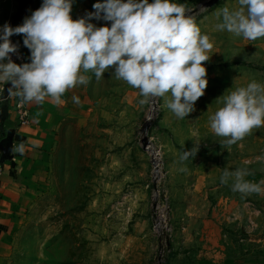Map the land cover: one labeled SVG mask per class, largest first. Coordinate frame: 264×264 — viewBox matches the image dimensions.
I'll use <instances>...</instances> for the list:
<instances>
[{"label": "rangeland", "instance_id": "1", "mask_svg": "<svg viewBox=\"0 0 264 264\" xmlns=\"http://www.w3.org/2000/svg\"><path fill=\"white\" fill-rule=\"evenodd\" d=\"M180 2L214 45L195 110L177 119L163 98L140 104L112 69L100 80L87 73L56 115L49 162L13 214L0 264H264V190L244 194L220 179L247 169L246 180L264 181V128L227 150L209 121L224 93L264 83V38L216 28L217 10L236 0ZM95 3L85 0L86 15Z\"/></svg>", "mask_w": 264, "mask_h": 264}, {"label": "clouds", "instance_id": "2", "mask_svg": "<svg viewBox=\"0 0 264 264\" xmlns=\"http://www.w3.org/2000/svg\"><path fill=\"white\" fill-rule=\"evenodd\" d=\"M74 0H43L22 24L0 26V83H11L10 95L22 103H63L64 94L87 85L112 69V76L139 92L140 104L163 98L177 119L195 110L208 85L207 66L213 42L203 33L191 9L180 0H96L94 12L73 19ZM206 10V9H204ZM216 28L255 41L264 38V0H236L216 12ZM93 18L110 21L97 26ZM23 34L30 62L11 58L18 44L10 39ZM3 92V90H0ZM2 99V97H0ZM75 103L79 97L73 95ZM213 133L224 138L227 150L253 129L264 128V83L252 80L222 95L221 107L210 117ZM198 144L185 150L180 161L194 157ZM23 155L25 144L14 145ZM264 159V157L258 158ZM185 169H181L184 171ZM247 169H225L221 182L231 179L232 190L260 193L264 181L246 180Z\"/></svg>", "mask_w": 264, "mask_h": 264}, {"label": "crops", "instance_id": "3", "mask_svg": "<svg viewBox=\"0 0 264 264\" xmlns=\"http://www.w3.org/2000/svg\"><path fill=\"white\" fill-rule=\"evenodd\" d=\"M42 2L43 0H0V26L5 23L13 27L22 24L25 17L38 9ZM86 10L85 0H74L71 13L73 19L85 16ZM19 35L22 46L30 52L23 43V34ZM10 87V82L0 83V90H3L0 97L16 98L17 96L10 95ZM72 92L74 88L64 94L63 102ZM10 104L8 119L3 125L4 129L0 130V165L3 170L0 176V249L8 242L11 234L13 214L28 202L32 178L49 162V150L58 125L56 115L63 103L57 105L50 99H46L42 105L28 103L30 124L24 127H18L17 111L14 103ZM21 142L25 144L23 155L13 151L14 145ZM6 238L7 241L2 243Z\"/></svg>", "mask_w": 264, "mask_h": 264}, {"label": "built area", "instance_id": "4", "mask_svg": "<svg viewBox=\"0 0 264 264\" xmlns=\"http://www.w3.org/2000/svg\"><path fill=\"white\" fill-rule=\"evenodd\" d=\"M13 43L18 44V50L15 53L11 54V58L14 62L18 64H23L25 62H30L31 53L26 51L22 46L20 35L14 34L10 37ZM14 103L15 109L17 111L18 116V127H24L30 124V110L28 107V103H22L20 97L16 98H2L0 99V113L3 110V106L5 103L11 101ZM3 174L2 166L0 165V176Z\"/></svg>", "mask_w": 264, "mask_h": 264}, {"label": "trees", "instance_id": "5", "mask_svg": "<svg viewBox=\"0 0 264 264\" xmlns=\"http://www.w3.org/2000/svg\"><path fill=\"white\" fill-rule=\"evenodd\" d=\"M10 102H12V100L4 104L3 110L0 113V130H3L4 129L3 128V125H4L5 121L8 119L9 109L11 107Z\"/></svg>", "mask_w": 264, "mask_h": 264}, {"label": "water", "instance_id": "6", "mask_svg": "<svg viewBox=\"0 0 264 264\" xmlns=\"http://www.w3.org/2000/svg\"><path fill=\"white\" fill-rule=\"evenodd\" d=\"M156 103V101H154V104ZM154 115H155V113H154Z\"/></svg>", "mask_w": 264, "mask_h": 264}]
</instances>
